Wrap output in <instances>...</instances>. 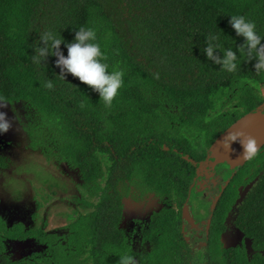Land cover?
I'll use <instances>...</instances> for the list:
<instances>
[{"label": "trees", "instance_id": "16d2710c", "mask_svg": "<svg viewBox=\"0 0 264 264\" xmlns=\"http://www.w3.org/2000/svg\"><path fill=\"white\" fill-rule=\"evenodd\" d=\"M232 15L254 21L264 35V0H0V99L38 115L29 129L32 147L47 161L78 171V200L87 205L66 213L62 234L48 230V221L35 223L37 214L31 226L0 215V264H116V254L133 255L139 264H264V254L250 259L244 250L223 246L218 228L205 237L203 252L185 253L178 228L177 209L190 180L183 156L198 155L190 151L192 144L206 147L208 139L202 145L200 138L213 141L264 101V72L253 69L254 61L241 59L229 73L204 55L209 33H218L223 47L235 49L234 39L242 43L228 24ZM81 26L96 30L109 71L125 73L110 108L77 79H61L54 57L41 65L32 61L42 32L71 41ZM47 80L53 89L44 86ZM171 129L192 137L182 144L166 135ZM35 172L42 197L53 199L57 178L41 167ZM172 190L176 207H163L135 225L143 245L136 248L135 232L120 226L123 199L130 194L162 199ZM227 212H218L223 224ZM257 213L240 222L260 245L264 219ZM9 242L32 243L29 250H36L14 259Z\"/></svg>", "mask_w": 264, "mask_h": 264}, {"label": "flooded vegetation", "instance_id": "af4514ba", "mask_svg": "<svg viewBox=\"0 0 264 264\" xmlns=\"http://www.w3.org/2000/svg\"><path fill=\"white\" fill-rule=\"evenodd\" d=\"M256 110L264 112V101L253 111ZM222 133L214 135L212 137L214 138L213 141H210L209 137L208 143L205 145L206 147L200 146L201 149L198 155L192 156L191 154H186L183 156L185 159L183 169H185V171L186 169L189 170L186 172L188 177H190L189 183L186 180L187 177L184 179L187 183L185 185V190L183 191V199L180 202L181 205L177 209V213L181 214L178 228L180 229L188 247L183 250L185 253L191 255H195L201 251L203 252L204 248L208 245L205 237H211L214 235L218 228V235L223 246L233 249L236 253L244 250L245 254L251 259L254 258L258 252L259 254H264V242L261 243L262 246L261 244H255L254 239L248 235L246 224H242L240 220L244 216H252L257 212L258 215L261 213L260 217L264 219V138H261L258 141L259 146L255 157L250 160L246 159L242 161L244 162L243 164H237L236 162L239 161H236L235 159L236 165H233L232 160H230V162L228 159H225V162L221 160V154L218 156V153H223V151L219 147L217 151H213V145L221 138ZM255 136L263 137L264 134H255ZM232 138H234V136H232L231 139ZM237 146L238 145L235 143L232 149H235ZM175 150L178 149L175 148ZM231 153L233 152L231 151ZM22 181L23 179H20L19 183H23ZM50 193L53 194L52 192ZM37 194L42 196L44 193L40 190ZM57 195L58 192L53 199H55ZM155 198L159 202L162 201L160 196ZM142 199L139 198V201H142ZM51 200L36 199V203L34 202L31 223L28 225H35V223L43 224L45 221H48V230L62 234L65 232L64 224L63 226L51 230L49 228V220L41 218V208L45 203L50 202ZM38 203H41V205L38 206ZM167 206L169 207V205L162 204L158 209L152 210L147 218H137V224L135 225L140 226L149 219L154 211H158ZM219 208L221 210H228L224 224L217 217L218 212L220 211ZM126 211L127 209L124 198L122 213L123 221L120 226L125 229V231L130 232L128 231V228H124L127 221ZM35 214H37L36 220L39 219V221L34 223ZM0 215L3 214L0 213ZM13 221L14 220H11V222ZM18 221L22 220H15V222ZM253 224H256V222ZM253 224L251 226H253ZM135 225L131 231L138 230V227ZM260 229L264 232V225ZM260 246L262 248H260ZM135 247L141 249L143 245L140 247L135 245ZM81 254L82 252L80 253V256ZM70 258H72V256H64L62 259L70 261ZM137 264H139V262Z\"/></svg>", "mask_w": 264, "mask_h": 264}, {"label": "rangeland", "instance_id": "374dc122", "mask_svg": "<svg viewBox=\"0 0 264 264\" xmlns=\"http://www.w3.org/2000/svg\"><path fill=\"white\" fill-rule=\"evenodd\" d=\"M262 91L264 92V85H262ZM5 103L6 107L0 108V111L7 113L13 121V126L7 133L0 135V213L9 221L22 220L27 224L31 223L34 202L36 203V199L44 200L41 195L37 194L42 183L35 170L41 167L49 170L59 183L55 187L58 192L56 198L45 203L41 208V218L48 219L49 228L54 230L56 227L65 225L68 220L67 212H71L76 207L79 211L87 207L84 202L78 200L81 196L79 187L82 184V178L78 171L70 168L67 163L55 165L47 161L41 150L32 147V136L29 129H32L31 120L37 118L38 115H29L22 103ZM170 132L171 134L166 135L170 138L180 139L182 144L184 139L192 137L191 134H177L174 129H171ZM184 132L188 133L187 130ZM207 139V137L200 138L202 145L206 144ZM200 149L201 147L195 143L190 147V151L194 154L198 153ZM20 179H23V183H19ZM44 188L49 189L47 184H44ZM135 196L136 194H130L125 198L127 221L124 228H128L130 231L128 233L135 232L134 244L140 247L142 245L141 228L131 231L137 224V218H147L152 210L158 209L162 204L158 200H154L152 196H146L142 201H139ZM161 196L166 205L176 207L177 196L173 190ZM85 199H89L88 195ZM83 205L85 206L82 207ZM26 244L9 242L8 250L14 254V259L26 258L36 250V247L29 250L32 243ZM118 260L119 255L116 254L112 261L118 264ZM80 262L83 263L81 260Z\"/></svg>", "mask_w": 264, "mask_h": 264}, {"label": "clouds", "instance_id": "9594fccd", "mask_svg": "<svg viewBox=\"0 0 264 264\" xmlns=\"http://www.w3.org/2000/svg\"><path fill=\"white\" fill-rule=\"evenodd\" d=\"M228 24L235 33V37L242 38V43L233 47H223L218 33H209L204 47V55L208 60L220 65L229 73L237 70L241 59L248 62L254 61L253 69L257 73L264 72V35L257 31L254 21L244 15H232ZM61 45L67 50L66 54ZM54 57L53 64L59 69L61 79L71 76L80 84L88 86L103 101L105 108H110L117 98L119 90L124 84L123 69L109 71V65L105 62L106 55L97 42V32L92 27L81 26L74 32L73 39L67 41L62 35L48 30L40 34L39 42L34 48L32 61L41 65ZM44 86L51 90L54 85L51 80L45 81ZM6 101L0 99V108L6 107ZM13 126V121L7 113L0 111V135L7 133ZM246 159H252L257 155V143L249 140L242 144ZM118 264H137L136 258L130 254L119 256Z\"/></svg>", "mask_w": 264, "mask_h": 264}, {"label": "water", "instance_id": "95a60500", "mask_svg": "<svg viewBox=\"0 0 264 264\" xmlns=\"http://www.w3.org/2000/svg\"><path fill=\"white\" fill-rule=\"evenodd\" d=\"M255 134H264V112L261 110L247 113L230 125L222 133L221 138L213 145V151H217L218 147L223 151V153H218V156L221 154L220 158L223 162H225V159H228L229 162L232 160L233 165H236V163L243 164L244 162L242 161L246 160V158L243 154L244 149L242 144L247 143L249 140H255L258 147V141L264 138V136L256 137ZM232 136H234V138L231 139ZM235 143L238 146L232 149ZM231 151L233 153H231ZM235 159L239 162L235 163Z\"/></svg>", "mask_w": 264, "mask_h": 264}]
</instances>
